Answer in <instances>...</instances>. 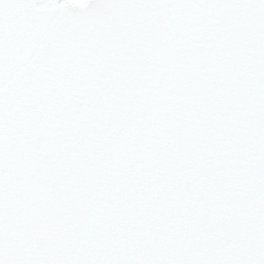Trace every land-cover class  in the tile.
<instances>
[{
  "label": "snow or ice",
  "instance_id": "1",
  "mask_svg": "<svg viewBox=\"0 0 264 264\" xmlns=\"http://www.w3.org/2000/svg\"><path fill=\"white\" fill-rule=\"evenodd\" d=\"M0 264H264V0H0Z\"/></svg>",
  "mask_w": 264,
  "mask_h": 264
}]
</instances>
